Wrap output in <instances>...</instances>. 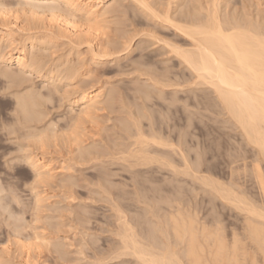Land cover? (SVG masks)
Instances as JSON below:
<instances>
[{
  "label": "rangeland",
  "instance_id": "1",
  "mask_svg": "<svg viewBox=\"0 0 264 264\" xmlns=\"http://www.w3.org/2000/svg\"><path fill=\"white\" fill-rule=\"evenodd\" d=\"M119 1L123 2L122 6L125 9H122V10L127 12L130 15V17L128 16V14H127V19L124 18V16H121V18L123 17L125 19L124 20L122 18L123 21L119 20L118 18L116 19L113 18L114 20L112 18L109 19L110 22H112L113 20V23H110L111 25L108 23V26L110 27V29L109 27L107 28L108 30L104 29L105 35H107L108 33L109 34L108 37H112L114 33L115 36L113 35L112 39L110 38V40H108L107 38L106 39L109 42L111 41L110 43H113L114 38H116L115 41L118 40V44L120 45H121L120 42L124 43L125 41H128L130 39L132 41L131 42L132 44H130V47L127 48V50L123 48L121 49L123 45L118 47L117 42H115V45L116 44L117 45L114 47V49L112 47L114 46V43L112 45L110 44L112 47V51H110L111 55L109 53L106 56L108 59L106 57L102 58L103 60H100L99 62L100 64H98V66L97 64H91L89 62L92 54L89 52L88 48L86 47L87 46L86 44H82L81 46H78V48H75L77 47L75 46L73 49H71L72 47L68 46L69 45L68 40L66 41V39L64 38L56 39L54 37L53 38L55 40H52V41H51L52 37H50V39H47L49 37H45L46 40H44L45 39L44 38L42 40V43L40 41L38 42L39 44L37 42L35 43L34 48L38 51V54H40L39 51H41L44 58L46 59V61L43 60L44 62H46L45 70L54 68V66H55V69L56 68L58 69L59 67V70H64L67 68V67H64V64L65 65L69 64V67H71L72 65V67L74 68L75 67L77 68V66H79L78 69H76L77 75L75 74V77H77L78 79L77 78L73 79L75 81H73L74 88L72 91L70 90L71 87L69 86L67 88L64 87L66 84V81L64 80L65 77L63 78V76H65V73H61V76L63 75L62 78H63L64 83L62 81L60 84H58L57 85L58 88L52 87L46 84H45L46 85L45 87L44 76H43L44 74L42 75V73L44 72L23 73L19 71V69L17 68L15 64L8 65L7 67H5L4 65L2 66L0 65V185L3 186L2 188H5V189L18 190L20 197L24 201L23 209H21L20 207H13L14 212H17V214H22L23 221H24L22 227L20 228L16 227L17 229L16 230L14 229L15 227L11 223H9L6 219L0 218L1 219L0 220V223H1L0 224V244H1L0 245V251H1L0 252V264H25L22 262L25 261L26 255L29 256V254H30V260L32 261L36 260L38 264L39 263L40 264H84V263L85 264H113L112 262H114V264H137L138 262L134 258L130 256H126V258L125 256L117 257V254L115 253V248H116L115 242L117 241L116 239L119 240L117 236L118 228L120 227L119 224H121V222L125 220L128 221L131 225L132 223L133 224L137 223L135 225H132L133 228L135 227L134 229L137 230V227H138L137 231L140 232L145 227L144 230L146 229L147 232L146 231L145 232L142 231V232L146 235H149V233L153 232L154 239H157L158 236L156 237V235L158 234L157 232H155L156 224L161 221L165 222L167 220V209H166L168 208V206H166L167 203L170 202V200L174 201L175 199H179V197L183 203V206L185 205V201H187L185 206H187L188 203H190L189 205H191L192 207L196 209L198 215L206 219L207 221L211 222L213 218H216L220 222L221 226L224 228V231L226 234L235 232L237 235H239V237L241 236L240 238H242V236H244V233H243L244 222L243 221H244V217H246V215L243 214L244 212L236 210V208H234L233 206H230L229 204L224 203V201H221V199L219 200V198L214 195L213 191L210 190L209 187L202 186V183L196 180L195 178H193L192 174L196 176L198 175L197 177H201V175L206 176L213 180L215 179L216 181L221 182L223 185H225V187L228 186L230 189H232L234 194H236L237 196L239 195L238 197L245 198L252 205L264 211V161L262 158H260L261 155H258L259 153H257L256 148L253 145L249 144L246 138H244V135L240 133V129L237 128L234 121L230 119L231 117L228 115L227 111L224 109L222 104L221 103L219 104V100L217 99L215 93L214 92L212 93L213 91L212 88L208 85L204 86L203 85L204 83H201V84L199 83V85L196 86L195 83L198 84V81L195 82V79L193 78V74H190L191 71H188L189 69H186L187 67L185 65H183V70H182L181 65L179 64V62H177V59L175 58L173 53L172 54L171 52H169L170 54L168 53V50H170V48L166 46L165 43H168L170 45L173 44L174 46H181V47H182L181 44H183V49H188L190 47V43L188 42V40L182 35L176 34L174 30H172V27L170 28L169 25H167L166 23H163L164 21L162 22L161 20H158V19L154 20L153 18L151 19L152 20L151 21L149 19L151 17L146 18V15L143 14V10L142 9L139 10L140 9L139 6L136 8V5H137L136 2L132 0L131 1L118 0V2ZM148 1L150 2L151 0H148ZM161 1L162 0L160 1L154 0V4L156 3V5L158 6V2L161 4ZM169 1H170V4H169ZM193 1H196V2L199 1L200 5H201V1L203 2V0H192L190 3H189V0H165V2L164 1L162 2H164L166 6H164V3H163L161 7L162 8L165 7L164 9L173 8L171 9V12L174 11L173 16L175 17V12H177L176 15L179 16L181 14L180 9L182 8H183V12L184 10L188 12L187 8L188 6H190V4L191 5L194 4ZM207 1L208 0H206L205 2L204 0L203 3H205V5L202 4L201 6L205 7L207 4ZM228 1H230L229 4H223ZM228 1L222 0L221 4L223 5V7H225V14L223 15L236 16L235 14H237V17H238V13H239L240 18H242V16H244L245 18V15L247 14L246 11L248 9V14H249V10L251 13L249 14V16L253 14L252 16L256 18V15H257V18H256L257 21L260 20L258 16H261V21L263 22L264 0H228ZM131 2L132 3L134 2V5ZM199 3L197 2L195 3V5H193V7H189L188 8L189 11L196 13V10L194 9L196 8L198 10V7H201ZM231 3L234 5V7L232 5L230 7ZM242 3L246 5L247 7L245 8L246 11L243 9ZM178 5L179 6L182 5L183 7L181 6L182 8L179 7V9H177ZM222 5L220 6L221 12L223 11ZM228 7L231 10H229ZM241 7L243 9L242 11L240 10ZM190 8H193V9L190 10ZM235 9L237 10V13H235L236 12ZM239 10L241 12H239ZM138 11H142V12H138ZM248 14L246 17L247 20H248ZM249 19L252 20L251 17H249ZM115 20L117 22H115ZM162 23L164 24L163 26H162ZM164 27H166V29ZM153 29L155 31H153ZM115 30L116 31L120 30L121 32L117 31V33H115L116 32ZM119 32L122 34L120 35ZM2 33H4V30L2 29V24H1L0 34ZM125 33H127V35H125L124 37L123 34ZM160 37L162 39L163 38L165 39L164 40L165 43H162V40H159ZM123 38L126 39V40L124 39V42H123ZM132 38L134 39L132 40ZM148 38H150L151 41ZM14 39L15 41L13 45L11 46L12 48L15 49L16 47V49H20L22 48L23 44L27 45V47L29 48V44H28L29 37L27 34L25 33L22 34V33L17 32V34L14 35ZM119 39L121 41H119ZM152 39H154L153 41L156 40V42H153ZM157 40L159 43L157 42ZM46 41H49V42H46ZM44 42H46L45 45H44ZM11 47L10 49H12ZM116 47L119 48L120 52L119 51L118 53L115 52L117 51ZM135 47H136V50H135ZM130 48H133V49H130ZM129 50L131 52H129ZM127 51L128 53H126ZM123 54L125 55V57H123L124 56ZM166 54L167 56L169 54L170 57L169 56L166 57ZM46 56L48 58H46ZM118 57L119 58L121 57V60ZM76 58H79L78 65H77L78 59ZM117 58L119 60H115ZM74 61L75 62L77 61V62L75 63ZM143 62H145L146 65L145 63L142 64ZM47 64H48V67H46ZM83 64H85V67ZM80 66H83L84 68L82 67V69L79 70V68H81ZM133 67H136L135 70L133 69ZM138 69L139 71L136 72V70ZM6 70L8 71L7 72L8 74L6 73V76H5L4 71L6 72ZM94 70L96 74L95 72L93 73ZM9 72L11 73L9 74ZM182 73H183V78H182V75H180ZM165 74L167 75L165 76ZM14 75H16L17 77H15ZM168 75L169 77L174 78L171 80L172 82L171 81L165 82V83L160 82V84L162 83L161 84L162 86L158 87V85L156 84L154 86V80H156L157 76L158 77L160 76L168 77ZM150 76L152 78L154 77V80H151ZM177 76L180 77V79L178 78V81H177ZM13 77H15V79ZM17 78L18 80H20L19 83H18ZM136 78H138L139 80H137ZM191 78H193V80H191ZM146 80L149 83H147ZM175 80H176V83H175ZM97 82H98V85H97ZM141 82L142 84L140 85ZM171 83H172V86H171ZM173 83L175 85H173ZM193 83L195 86L193 85ZM200 85H203V86H200ZM70 86H72V81L70 82ZM81 86L82 88L84 86V88L82 89ZM89 87H90V90H88V92L99 91V93H101L103 97L101 98L103 99L102 100L103 103L101 105L103 106L100 105L99 108H101V111L102 110L103 111L101 112V111L96 110L98 112L97 113L95 112V110H93L91 114L94 117L92 116H90V118L87 117L88 121L84 119L80 122L81 124H83V126L81 128L82 130L78 131L79 136L77 138L79 139L81 135L79 144H76L77 141L72 142L73 140H71V138H69L68 136L63 137L65 140L63 143V138L62 139L61 137L59 138L58 133L60 132V130H62V128L63 130L60 132L62 136L70 132L69 127L72 125L73 123L72 120L75 119L74 116L78 109L77 106H75L74 111L70 112L69 110L70 104L68 105L69 102L67 101H70L71 99L77 97L78 91L80 90V88H81V91H87V89L85 88H89ZM55 88H56V92L52 91L53 89L55 90ZM160 88H162L161 90H163L162 93L160 92ZM61 89L62 90L64 89L65 91L66 89H68L66 91L68 93L69 91H71L70 92L71 94L69 93L68 96L66 95L67 97L71 95L69 97V100H67L68 99L67 97L66 99H65V96L63 97L64 91L62 92ZM74 89L77 90V91L75 90V93H77L76 95L72 94ZM135 89H137V91ZM150 89L152 91V94H151ZM173 90H176V91L178 90V91L176 92ZM30 92L33 94L32 97L30 95L31 94ZM36 92L40 94H37ZM145 92H147V95L145 94ZM167 92H169L170 95ZM25 93L27 96L29 95L28 99L31 97L29 102L32 103L33 108L29 106L28 111H25L24 115H23V112L20 111L21 112V115H20V112L18 111L19 107L17 109L18 104L15 101H17L16 99L20 98L22 99V101L24 100L26 102L27 97ZM14 94L16 96L17 95L19 96H17L16 98ZM41 94H42V97H45V101H44V98H42L41 96L40 97L38 96ZM44 94H46V96H44ZM58 94H59V98H58ZM149 94H151V96H149ZM144 96H146L147 98ZM171 96L173 97L171 98ZM177 96H178V99H177ZM34 99H36V103H33L35 102ZM164 101L165 103H163ZM29 102L27 100V103ZM107 103H109V105H107ZM111 103H114V104L111 105ZM39 104L41 105L39 106ZM118 104L119 106H117ZM34 105L36 107H34ZM122 106H123V109H122ZM128 106H129V111H127ZM130 106L132 109L130 108ZM30 109H32V112ZM39 111H42V112H39ZM46 113L48 116L46 115ZM121 115H123V118L120 117ZM43 116H47V117L46 118L44 117L43 119ZM146 116H147V119L145 118ZM29 118L33 120L31 121L33 124H31V122L29 121L31 119ZM161 118L163 119L161 120ZM25 119H29V120H27L26 122ZM132 119H135V120L137 119V120L132 121ZM38 120H41L40 121L41 124L38 123L39 122ZM108 120L110 121L108 122ZM70 121H71V124H70ZM86 121L88 123L90 121V123L88 124ZM21 123L23 124L21 125ZM137 123L140 126V130L142 132L143 131L146 132L147 130L145 134L146 137L152 138V137H155L156 135L155 138L157 142H160L159 146L155 145L152 147L149 146L150 147V148L148 147L149 149L147 148L148 149L147 156L151 159L150 161H152L151 163L153 164L149 162L146 164V167L143 164L137 163L136 160H134V158L128 157L126 154V152H128V149H134V147H136V145L132 146L131 143L132 141H135V132H136L135 124ZM48 128H53V129L55 128V130H57L56 131V134L58 135L57 140L59 141L60 144H58V141H56V143L54 144L49 143L45 145L44 148L43 147L39 148L38 146H35V145L33 146V143L30 140L29 142L32 143V146H31V143L28 142V139H29L27 136L28 133L34 132L35 129L46 131V129L48 130ZM68 128L69 130H67ZM104 129L106 131L103 132ZM172 129L174 131H172ZM66 130L68 132H66ZM83 131H84V134H83ZM163 131L165 134L163 133ZM153 133H154V136H153ZM179 133L181 135L183 133V135L179 136ZM168 135H169V138H168ZM129 137H131L132 141L130 140ZM124 138L126 139V141ZM85 141H88V142H85ZM172 142L174 146L172 145ZM168 143H169V146H167ZM247 143L249 145H247ZM63 144L65 148L63 147ZM69 144L71 145V147H69ZM48 146H50L51 148ZM77 146L80 149H82L83 154L78 152ZM82 146H85V147L82 148ZM156 146L157 148H155ZM162 147L163 149H161ZM26 148H27V151H26ZM95 148H97V150H95ZM158 148L162 152H160ZM168 148L170 151H168ZM68 150H70L69 154L68 152H66ZM151 150L153 154H151ZM29 151L30 153H35L34 155L36 156L40 157L41 155V157L45 159V162L49 164L52 169H54L53 172L56 173L54 174L52 172L54 175L51 178H49V180L47 179L46 182L45 181L41 182L42 183L41 185L40 183L38 184V182L36 184V180H34L35 177L33 176L34 174L32 171H30L29 168H27L28 166L25 164V162L21 163L23 161L24 156L28 154ZM112 153L114 155H111ZM180 153L182 154L180 155ZM110 156L112 159H110ZM115 156H116V159H115ZM181 156L183 157V159ZM169 157L170 158L173 157L174 162H173V159L172 161H170L171 159ZM178 159L180 160V162L178 161ZM165 160H166L165 162L166 164L164 163ZM66 161H67V164H65ZM132 161L134 163H132ZM167 165H169V167H167ZM195 165L197 167H195ZM66 167H68L69 169ZM144 168L145 170L143 171ZM197 168H198V171H197ZM141 169L143 172H140ZM173 169L175 170L173 171ZM152 170L154 171V173ZM167 170L168 171L170 170V172H167ZM144 172L145 174H143ZM146 172L147 174L150 175V177L149 175L146 174ZM176 172L179 173L178 174L179 177L177 175L176 176L174 175L176 174ZM180 174H181V177H180ZM145 177H147L148 179H145ZM156 178H158L157 181H156ZM161 178L163 180H160ZM153 179L155 182L153 181ZM31 186H32L33 191L30 188ZM147 188L150 191H147ZM167 189L169 190L167 191ZM175 190H176V194L180 193V196L179 194H177L178 197L176 196ZM36 193L39 194L41 198V203H39V205L41 204L40 205L41 208L35 207L34 197ZM141 194L142 195L144 194V195L141 196ZM154 195L156 197H154ZM160 195H162L161 199H160ZM173 195L174 197H172ZM146 196L148 197L147 199H146ZM110 197L112 200L110 199ZM139 198H142V199L144 198V199L143 200L140 199L139 201ZM154 198L155 199L157 198V200H155ZM187 198L188 199L191 198L192 201L188 200ZM194 198H195L196 203L193 202ZM143 202H144V205H143ZM162 205L165 208H163ZM156 207L158 208L157 211L155 209ZM144 209H145V212H144ZM151 210H152V213H151ZM161 210H162L161 213L158 212ZM156 212H158L157 215H156ZM118 213H120V216ZM149 213L153 217H151ZM147 214L152 219H150L147 216ZM141 215L142 217H140ZM158 215H160V217H158ZM162 216H163V219L161 218ZM129 219H131V221ZM143 219L145 220V222L143 221ZM116 220H118L117 224L115 222ZM32 221H33V224H32ZM10 224L12 225V227L10 226ZM19 230L21 231L18 232ZM84 231H85V234H84ZM12 232H15V234H13ZM19 233H21V236H19ZM16 236H18V238ZM36 236H37V239H36ZM244 237L242 239L246 241ZM31 239H33V241ZM13 240L14 241L17 240L16 243H14ZM35 240L39 242L37 243ZM41 240L44 242V244H42ZM48 242L51 244L49 245ZM34 243H35V246L33 247ZM29 244H32V246H30ZM24 245L29 246V249H28V246H25L24 248L25 255L22 251V248L24 247ZM113 246L114 248H112ZM250 246L251 245L249 244V247ZM31 247H33V249H31ZM37 247L39 248V251L38 249L36 251ZM109 247H111V249ZM6 248L7 249L10 248V249L7 250ZM26 248L28 250L31 249L30 252ZM5 251L8 255L6 253L5 254L3 253ZM34 251L36 252V254H34ZM22 254H23V257H22ZM37 254L39 256H37ZM108 254H110L109 256L110 258H108ZM34 256L35 257L37 256L36 258L40 257L38 258L40 260L36 259ZM92 256H94V258ZM21 259L23 260L20 261Z\"/></svg>",
  "mask_w": 264,
  "mask_h": 264
},
{
  "label": "bare ground",
  "instance_id": "2",
  "mask_svg": "<svg viewBox=\"0 0 264 264\" xmlns=\"http://www.w3.org/2000/svg\"><path fill=\"white\" fill-rule=\"evenodd\" d=\"M129 1H131V0H129ZM132 1H134V2L137 3V5L135 4L136 5V8L139 6V8H140L139 10H141V9L143 10V14L146 15V18L147 17H151V18H149L150 20L153 18L154 20L155 19L156 20L158 19V20H161L162 22L164 21L163 23H166L167 25H169L170 28L172 27V30H174V32L176 34H180V35H182L183 37H185L188 40V42L190 43V47L191 48L188 46L190 49L189 48L188 49H183V44H181L182 47L181 46H174L173 44L170 45L168 43H165L164 42V40H165L164 38L163 39L161 37L159 38V40H162V43H165V45L170 48V50H168V53L169 52H171V54L173 53V55L177 59V62H179V64L181 65L182 70H183V65H185L187 67L186 69H189L188 71H191L190 74H193V78L195 79V82L198 81V84L194 82L196 86L199 85V83L200 84L201 83H204L203 84L204 86L205 85H208V86H210L212 88V90H213L212 93L213 92L215 93L217 99L219 100V104L220 103L222 104V106L224 107V109L227 111L228 115L231 117L230 119H232L234 121L236 127L240 129V133H242L244 135V138H246V140H247V142L249 144L253 145L256 148L257 153H259L258 155H261L260 158H262L263 161H264V19H263V17H262V19H263V22H262L261 21V16H258L260 18V20H258V21L256 20L257 15H256V18L254 16H252L253 14L249 16V14H251L250 13V10H249V14H248V9L246 11L245 8H247V7L243 3H242V7L246 11V13L248 14V20L246 19L247 14L245 15V18H244V16L240 15V16H242V18H240L239 17V13H238V17H237V14H235V13H237V10L236 9H235L236 12L234 13L236 16H234V15L233 16H229L228 15L229 16L228 17L227 15H223V14H225V7H223V5L221 4L222 3V0H210V1L208 0L209 2L207 1V4H206L205 7H202L201 6L202 4L205 5V3H203L204 0H203V2L201 1V5H200L199 1H197L201 7H198V10L194 7L195 8L194 10H196V13L195 12H191L188 9L189 7H193V5H195V3H197L196 1H193L194 4H192V5L190 4V6H188V8L186 7L187 10H188V12H186L185 10L183 12V8H182L183 6L182 5H180V6L178 5V8L177 9H179V7L182 6L181 7L182 9H180L181 10V12H180L181 14L179 13L180 15L177 16L176 15L177 12H175V17L173 16L174 11L171 12V9H173V8H171V9L170 8L164 9L165 7L164 8L161 7V5H163V3L165 2V0H162L164 2L161 1V4L158 2V6L156 5V3L154 4V0H153V2H152V0L150 2L148 0H132ZM191 1L192 0H189V3ZM134 2L133 3L131 2V3L134 5ZM175 2H173V3H175ZM205 2H206V0H205ZM122 3L123 2H121V1L118 2V0H0V25L2 24V29L4 30V33L0 34V65L1 66L4 65L5 67H7L8 65L15 64L17 66V68L19 69V71H21L23 73H26V72H28V73H30V72H36V73L38 72V73H41V72H44V73H42V75L44 74L43 75L44 76V85L46 84V85H49V86H52V87H57V85L60 84L63 81V78L65 77L64 80L66 81V84H65V86L64 85L63 86L65 88H67L68 86L71 87L72 89L70 88V90L72 91L73 88H74L73 81H75L73 79H76L77 78V77H75V74H76V71H77L76 69H78V67H79V66H77L79 64V58H76V59H78V62L76 61L77 62V65H76L77 68L76 67L75 68L72 67V65H71V67H69V64L68 65L67 64L66 65L64 64V67H67L64 70H59V67H58V69L57 68L55 69V66H54V68H50V69L45 70V63L46 62H44L43 60L46 61V59L44 58V56L41 53V51H39L40 54H38V51L34 48L35 43L36 42L38 43L39 41L42 43V40L45 37H49L47 39H50V37H52L51 38V41L52 40H55L54 38H56V39L57 38H61V39L64 38V39H66V41L68 40V43H69L68 46H71L72 47L71 49H73L75 46H77L75 48H78V46H81L82 44H86L87 45L86 47L88 48L89 52L92 54L91 59L89 58L90 59L89 62L91 64H97V66H98V64H100L99 63L100 60H103L102 58L106 57L110 53V51H112V47L114 49V47L118 44V40L115 41L116 38H114V42L112 41L114 43V46L111 47V45L113 43H110L111 41L109 42L108 40H110V38L112 39L114 33H113L112 37H108L109 34L107 33V35H105L104 29H107L109 27L108 26V23L109 24L110 23H113V20H114L113 18H115V19L118 18L121 21H123L124 18L127 19V14L128 13L125 12L124 10H122V9H125V8H123V6H122L123 4ZM186 3H188V2H186ZM229 3H230V1L225 2L223 4H229ZM169 4H170V1H169ZM172 5H174V4H172ZM221 5L223 7V11H224V12L222 11L223 13L221 12V7H220ZM231 5L234 7V5L232 3L230 4V7H231ZM244 5H245V7H244ZM164 6H166L165 3H164ZM196 6H197V4H196ZM242 7L240 8L241 11L243 10ZM191 9H193V8H190V10ZM228 9H229V7H228ZM226 10H227V8H226ZM229 10H231V9H229ZM240 10H239V12H241ZM175 11H176V9H175ZM233 11H231V12H233ZM138 12H142V11H138ZM242 13H244V12H242ZM141 15H142V13H141ZM121 16H124V18L122 17L123 18L122 19ZM128 16L130 17L129 14H128ZM249 17H251L252 20H250ZM252 17L254 18V20H253ZM111 18L113 19L112 22H110V20H109ZM118 19H117V21H118ZM117 21L115 20V22H117ZM119 23H118V25H119ZM163 23H162V26L164 25ZM164 28L166 29V27H164ZM109 29H110V27H109ZM117 31H120V30H117ZM117 31L115 33H117ZM153 31H155V30L153 29ZM153 31H151V32H153ZM17 32L22 33V34L25 33V34L28 35V37H29V42H28L29 48L25 44H23L22 48H20V49H16V47L14 49V48L11 47L13 45L14 41H15L14 35H16ZM123 33H124V31H123ZM134 33H135V31H134ZM121 34L122 33H120V35ZM123 35L125 37V35H127V33H125ZM157 35H159V34H157ZM18 36H19V34H18ZM103 36H104V38H103ZM131 36H133V35H131ZM21 37H23V36H21ZM117 38H118V36H117ZM150 38H148V39H150ZM61 39H59V40H61ZM120 39H119V41L122 40V39L121 40ZM124 39L125 38H123V42H124ZM133 39L134 38H132V40ZM44 40H46V38ZM153 40L154 39H152V41ZM150 41H151V39H150ZM46 42H49V41H46ZM46 42H44V45L46 44ZM115 42H117L116 45H115ZM131 42L132 41L130 39L128 41H125L124 43L120 42L121 45H123L121 47V49L123 48V49H126L127 50V48L130 47V44H132ZM153 42H156V40L153 41ZM157 42H158V40H157ZM47 45H49V44H47ZM121 45L118 44V47L121 46ZM10 47L12 49H10ZM138 47H139V45H138ZM116 49H117V51H115ZM116 49L113 50V51H115V52L118 53L119 48L116 47ZM130 49H133V48H130ZM135 50H136V47H135ZM129 52H131V51L129 50ZM126 53H128V51ZM169 54H168V56H169ZM110 55H111V53H110ZM115 55H117V54H115ZM126 56H127V54H126ZM168 56L166 54V57H168ZM123 57H125V55ZM46 58H48V57L46 56ZM118 58L115 59V60H119V59L121 60V57L119 59ZM104 62H106V61H104ZM66 63H68V62H66ZM144 63L145 62H143L142 64H144ZM83 65L85 67V64H83ZM145 65H146V63H145ZM73 66H74V64H73ZM88 66H89V64H88ZM102 66H104V65H102ZM46 67H48V64L46 65ZM80 67L81 68H79V70L82 69L83 66H80ZM135 68L136 67H133L134 70H135ZM146 70H148V69H146ZM163 70H164V68H163ZM137 71H139V69L136 70V72ZM7 72H8L7 70H6V72L4 71V75L5 76H6V73ZM94 72H95V70L93 71V73ZM10 73L11 72H9V74ZM61 73H65V76L62 75L63 78L61 76ZM95 74H96V72H95ZM81 75H82V73H81ZM162 75H163V73H162ZM166 75L167 74H165V76ZM180 75H182V78H183V73L180 74ZM1 76H2V74H1ZM14 76L17 77L16 75H14ZM80 76H79V78H80ZM137 76H138V74H137ZM145 76H146V74H145ZM165 76H160V77L157 76L156 77V80H154V77L152 78L150 76V79L151 80H154V86L156 84V85H158V87H160V86H162L161 85L162 83L169 82L172 79H174L172 77H169V75H168V77H165ZM15 77H13V78L15 79ZM73 77H75V78H73ZM178 78L180 79V77L177 76V81H178ZM193 78H191V80H193ZM136 79L139 80L138 78H136ZM17 80H18V78H17ZM19 81L20 80H18V83H19ZM71 81H72V86H70V82ZM146 82L149 83L147 80H146ZM160 82H162V83L160 84ZM173 82H174V80H173ZM63 83H64V81H63ZM76 83H77V81H76ZM175 83H176V80H175ZM194 83H193V85H194ZM141 84H142V82L140 83V85ZM11 85H12V83H11ZM46 85H45V87H46ZM97 85H98V82H97ZM173 85H175V84L173 83ZM203 85H200V86H203ZM152 86H153V84H152ZM168 86H169V84H168ZM171 86H172V83H171ZM81 88H82V86H81ZM81 88L78 91L77 97L71 99L70 101H67V102H69L68 105L70 104V108H69L70 112H73L74 111V107L75 106H77V108H78L77 109V112L75 111L76 112L75 113V116H74L75 119L72 120L73 123L69 127L70 130H69V128L67 129L70 132H68L66 130V132H68L69 134L66 133V135H63L62 136L60 134V132L63 130V128H62V130L59 129L60 130L59 133L57 132L59 134V136L56 134V131L57 130H55V128L54 129L53 128H48V130L46 129V131L39 130V129L36 130L35 129L34 132L28 133V135H27L28 138H29L28 139V142L31 140V142L33 143V146L35 145V146H38L39 148L40 147H43L44 148V146L47 145V144H49V143H52V144L56 143V141H58L57 140L58 137L59 138L61 137V139H62L64 136L65 137L68 136L69 138H71V140H73L72 142H76L77 141L76 144H79V140H80L81 135H80V137L78 139L77 138L79 136L78 131L79 130L81 131L82 130L81 128L83 126V124H81L80 122L82 120H84V119L87 120V117L90 118V116H92L91 112H93V110H95V112H97L96 110L101 111V108H99V106L103 103L102 102L103 99H101L103 97H102L101 93H99V91H95V92L91 91V92H88V90H90V87L89 88H85V89H87V91H81ZM83 88H84V86H83ZM68 89H66V91ZM76 89H78V88H76ZM76 89H74V91L72 93L73 95L74 94L75 95L77 94V93H75V90ZM161 89L162 88H160V92L162 93L163 90H161ZM172 89H174V88H172ZM135 90L137 91V89H135ZM157 90H158V88H157ZM52 91H55L56 92V88H55V90L53 89ZM61 91L62 92L64 91L63 97L65 96V99L68 96V94L71 92V91H69V93H68L64 89L63 90L61 89ZM150 91H151V89H150ZM173 91H176V90H173ZM65 92H66V94H65ZM26 93H25V95H26ZM167 93H169V92H167ZM37 94H40V93H37ZM60 94H62V93H60ZM104 94H106V93H104ZM145 94L147 95V92H145ZM151 94H152V91H151ZM151 94H149V96H151ZM30 95H31V97L33 96L32 93ZM143 95H144V93H143ZM169 95H170V93H169ZM14 96L17 98V96H19V95L16 96L14 94ZM38 96L39 97L40 96L42 97V94L41 95H38ZM44 96H46V94H44ZM22 97H24V96H22ZM26 97H27V100L29 102L31 97L29 99H28L29 95L28 96L26 95ZM26 97H24V98H26ZM69 97H67L68 98L67 100H69ZM72 97H74V96H72ZM144 97H146V96H144ZM172 97L173 96H171V98ZM42 98H44V101H45V97H42ZM58 98H59V94H58ZM140 98H141V96H140ZM36 99H34L35 102H33V103H36ZM118 99H120V98H118ZM138 99H139V97H138ZM177 99H178V96H177ZM16 100L17 101H15V99H14V101L17 102V104H18L17 109L19 107V110L18 111L19 112L20 111L23 112V115H24V112L25 111H28L29 106L32 107V103H30V102L27 103V100H26V102L24 100L22 101V99H20V98L19 99H16ZM105 100H106V98H105ZM64 101H66V100H64ZM163 103H165V101ZM163 103H162V105H163ZM112 104H114V103H111V105ZM115 104H116V102H115ZM121 104H122V102H121ZM40 105L41 104H39V106ZM107 105H109V103H107ZM101 106H103V105H101ZM117 106H119V104ZM34 107H36V106L34 105ZM130 108H131V106H130ZM102 109H103V107H102ZM122 109H123V106H122ZM30 110L32 112V109H30ZM14 111H15V109H14ZM127 111H129V106H128V110ZM181 111H182V109H181ZM21 112H20V115H21ZM39 112H42V111H39ZM145 112H146V110H145ZM33 113H34V111H33ZM16 114H17V112H16ZM145 114H147V113H145ZM46 115H47V113H46ZM123 115H121L120 117L123 118ZM128 115H129V113H128ZM39 116H40V114H39ZM47 116H43V119H44V117L46 118ZM17 117H18V115H17ZM92 117H94V116H92ZM134 117H135V115H134ZM31 118H29V119H31ZM106 118H108V117H106ZM145 118L147 119V116ZM29 119H25L26 122ZM162 119L163 118H161V120ZM41 120H42V118H41ZM41 120H38L39 121L38 123L41 124V122H40ZM70 120H71V118H70ZM133 120H135V119H132V121ZM17 121H18V119H17ZM29 121L31 122L33 120L31 119ZM44 121H43V123H44ZM93 121H94V119H93ZM109 121L110 120H108V122ZM52 122H54V121H52ZM82 123H84V122H82ZM89 123H90V121H89ZM22 124L23 123H21V125ZM31 124H33V123L31 122ZM70 124H71V121H70ZM151 125H152V123H151ZM46 126H48V125H46ZM68 126H66V127H68ZM36 127H38V126H36ZM135 127H136L135 141H132L131 140V137H129V138L132 141V143H131L132 146L133 145H136V147H134V149H128V152H126V150H125V152H126V154H127L128 157L134 158V160H136L137 163L143 164L146 167V164L147 163H149V162L151 163L152 162V161H150L151 159L147 156L148 155V149L150 148L149 146H151V147L152 146H155V145L159 146V143L160 142H157V140L155 138L156 135H155V137H152V138L146 137L145 134H146L147 130H146V132H144V131L142 132L140 130V126L138 125V123L135 124ZM133 128H134V126H133ZM154 128H155V126H154ZM33 129H34V127H33ZM25 130H27V129H25ZM104 131H106V130L104 129L103 132ZM172 131H174V130L172 129ZM131 132H133V131H131ZM163 133H164V131H163ZM64 134H65V132H64ZM83 134H84V131H83ZM88 134H89V132H88ZM180 135L181 134L179 133V136ZM182 135H183V133H182ZM153 136H154V133H153ZM163 137H164V135H163ZM168 138H169V135H168ZM133 140H134V138H133ZM165 140H166V138H165ZM173 140H174V138H173ZM175 140H176V138H175ZM64 141L65 140L63 138V143H64ZM125 141H126V139H125ZM243 141H244V139H243ZM31 142H29V143H31ZM85 142H88V141H85ZM170 142H171V140H170ZM173 142H172V145H173ZM32 143H31V146H32ZM82 143H83V141H82ZM115 143H116V141H115ZM248 143H247V145H249ZM58 144H60L59 141H58ZM101 145H103V144H101ZM157 146L155 148H157ZM161 146H162V144H161ZM167 146H169V143H168ZM177 146H178V144H177ZM48 147H50V146H48ZM63 147H64V144H63ZM69 147H71L70 144H69ZM83 147H85V146H82V148ZM87 147H88V145H87ZM72 148H73V146H72ZM126 148H128V147H126ZM21 149H22V147H21ZM161 149H163V147ZM77 150H78L79 153H82L83 154L82 149H80L78 147ZM95 150H97V148H95ZM158 150L160 151L159 148H158ZM26 151H27V148H26ZM69 151L70 150H68L66 152H68V154H69ZM107 151H108V149H107ZM168 151H170L169 148H168ZM84 152H85V150H84ZM160 152H162V151H160ZM73 153H75V152H73ZM182 153H180V155ZM34 154L35 153H30V151H29V153L24 156L23 161L21 163L25 162V164L28 166L27 168H29L30 171L33 172V174H34L33 176L35 177L34 180H36V184L38 182V184L40 183V185H41L42 184L41 182H44V181L46 182L47 179L49 180V178H51L56 173L53 172L54 169H52L50 167V165L45 162V159L43 157H41V155L39 157V156H36ZM42 154H43V152H42ZM151 154H153L152 153V150H151ZM111 155H114V154L112 153ZM121 155H123V154H121ZM78 156H79V154H78ZM195 157H197V156H195ZM14 159H16V158H14ZM110 159H112L111 156H110ZM115 159H116V156H115ZM154 159H156V158H154ZM170 159H169L170 161H172V159H173V162H174V158L173 157L170 158ZM179 159H178V161L180 162ZM182 159H183V157H182ZM242 159H243V157H242ZM133 161H132V163L135 162V161L134 162ZM155 162H156V160H155ZM165 162H166V160L164 161V163ZM95 163H96V161H95ZM158 163H159V161H158ZM168 163H169V161H168ZM65 164H67V161H66ZM151 164H153V163H151ZM160 164H161V162H160ZM69 166H70V164H69ZM132 166H133V164H132ZM137 166H138V164H137ZM167 167H169V165H167ZM195 167H197V166L195 165ZM66 168H68V167H66ZM175 169H173V171ZM144 170H145V168L143 169V171ZM143 171H142V169L140 170V172H143ZM197 171H198V168H197ZM167 172H170V170L169 171L167 170ZM59 173H57V174H59ZM153 173H154V171H153ZM143 174H145V172ZM146 174H147V172H146ZM178 174L179 173L176 172V174H174V175L175 176L176 175L178 176ZM147 175H149V174H147ZM139 176H140V174H139ZM192 176L196 180L200 181L202 183V186L209 187L210 190L213 191L214 195L219 198V200L221 199V201H224V203L229 204L230 206H233L234 208H236V210H239L241 212H244L243 214L246 215V217H244V221H243L244 222L243 233H244V236L245 237L242 236V238L244 237V239H246V241L243 240L242 238H240L241 236L239 237V235H237L235 232H231V233L226 234L225 231H224V228L221 226L220 222L216 218H213L211 222L207 221L206 219H204V218H202V217H200L198 215L196 209L194 207H192L191 205H189L190 203H188V205L185 206L186 205V202H187V201H185V205L183 206V203L180 200V197H179V199H175L176 198L175 197L174 198L175 200L173 199L174 201H171V200H170V202L167 201L168 202L167 205H166V206H168V208H166L167 209V220L165 222L164 221H161V222H159V223L156 224V228H155L156 231L155 232H157V234H158V235H156V237L158 236L157 239H154L153 232L152 233H149V235L144 234L143 232L146 231V229L144 230L145 227L142 229L143 232L142 231L138 232L137 231L138 230V227L137 226H136L137 227V230L134 229L135 227L133 228L132 225H135L137 223H134V224L132 223V225H131L128 221L125 220V221H122L121 224H119V226H120L119 228L117 226V228H118V234H117V236L119 238V240L116 239L117 241L115 242V244H116L115 253L117 254V257H119V256H125V258H126V256H130V257L134 258L138 262L137 264H264V211H262L261 209L255 207L254 205H252L245 198L238 197L239 195L237 196L236 194H234V192L232 191V189H230L228 186L225 187V185H223L221 182L216 181L215 179L213 180V179H211L209 177L202 176V175H201V177H197L198 175L196 176V175L192 174ZM71 177H72V175H71ZM149 177H150V175H149ZM180 177H181V174H180ZM138 179H139V177H138ZM140 179H141V177H140ZM145 179H148V178L145 177ZM157 179L158 178H156V181H157ZM160 180H163V179L161 178ZM153 181H154V179H153ZM150 182H152V181H150ZM1 187H3V186H1ZM30 188L32 189V186ZM134 188H135V186H134ZM168 190L169 189H167V191ZM32 191H33V189H32ZM147 191H150V190H148V188H147ZM159 192H158V194H159ZM180 192H181V190H180ZM141 193H142V191H141ZM175 194H176V190H175ZM177 194H179V196H180V193H177ZM177 194H176V196H177ZM143 195L141 194V196H143ZM174 195L172 197H174ZM137 196H138V194H137ZM147 196H146V199L149 197V196L148 197ZM161 196L162 195H160V199H161ZM154 197H156V196L154 195ZM164 197H166V196H164ZM34 198H35V201H34L35 202V207H40L41 208V206H40L41 204L39 205V203H41V198H40L39 194L36 193ZM101 198H102V196H101ZM110 199H111V197H110ZM140 199H142V198H139V201H140ZM210 199H212V198H210ZM155 200H157V198ZM188 200H191L192 201L191 198H189ZM193 202L196 203L195 198H194V201ZM143 205H144V202H143ZM151 206H152V204H151ZM195 207H197V206H195ZM120 208H121V206H120ZM158 208H159V206H158ZM158 208L157 207L155 208L156 211L158 210ZM163 208H165V207L163 206ZM113 211H114V209H113ZM144 212H145V209H144ZM158 212L161 213L162 210L161 211H158ZM158 212H156V215L158 214ZM151 213H152V210H151ZM118 214L120 216V213H118ZM123 214H124V212H123ZM144 214H146V213H144ZM149 215L151 216L150 213H149ZM125 216H126V214H125ZM147 216H148V214H147ZM150 216H148V217L150 219H152L151 217H153V216H151V217ZM140 217H142V215ZM158 217H160V215H158ZM161 218L163 219V216ZM34 219H35V217H34ZM129 220L131 221V219H129ZM117 221L118 220L115 221L116 224H117ZM133 221H134V219H133ZM143 221L145 222L144 219H143ZM154 221H153V223H154ZM32 224H33V221H32ZM10 226L12 227L11 224H10ZM14 229H16V227ZM104 229H105V227H104ZM109 229H110V227H109ZM114 229H116V228H114ZM148 229H149V227H148ZM20 231L21 230H19L18 232H20ZM4 233H5V231H4ZM12 233L15 234V232H12ZM21 233H19V236H21ZM84 234H85V231H84ZM109 236H111V235H109ZM16 237L18 238V236H16ZM19 239H20V237H19ZM36 239H37V236H36ZM31 240L33 241V239H31ZM43 240H45V239H43ZM16 241L17 240H15L14 243H16ZM41 241H40V243H41ZM32 244H29V245L32 246ZM42 244H44L43 241H42ZM50 244L51 243H49V245ZM115 244H113V245H115ZM249 244L252 247L251 246L249 247ZM25 246H28V245H24V247L22 248L23 253L25 251V249H24ZM34 246H35V243H34L33 247ZM57 246H58V244H57ZM33 247H31V249H33ZM109 248L111 249V247H109ZM112 248H114V246ZM8 249H10V248H8ZM28 249H29V246H28ZM37 249L39 251V248L38 247L36 248V251H37ZM30 250H28V251L30 252ZM80 250H81V248H80ZM3 253L5 254L6 251L3 252ZM108 253H110V252H108ZM9 254H10V252H9ZM34 254H36L35 251H34ZM34 254H32V255H34ZM24 255H25V253H24ZM37 256H39V255L37 254ZM109 256H110V254H108V258H110ZM22 257H23V254H22ZM92 257L94 258V256H92ZM38 258H40V257H38ZM38 258H36V259H38ZM122 258H124V257H122ZM112 259H113V257H112ZM22 260L23 259H21L20 261H22ZM38 260H40V259H38ZM94 262H96V261H94ZM123 262H125V261H123ZM22 263H25V264H38L36 260L35 261L30 260V254H29V256L26 255V259ZM112 263L114 264V262H112Z\"/></svg>",
  "mask_w": 264,
  "mask_h": 264
},
{
  "label": "clouds",
  "instance_id": "3",
  "mask_svg": "<svg viewBox=\"0 0 264 264\" xmlns=\"http://www.w3.org/2000/svg\"><path fill=\"white\" fill-rule=\"evenodd\" d=\"M13 207L21 209L24 207V201L18 190L0 187V218L6 219L14 227H22L24 223L22 214L14 212Z\"/></svg>",
  "mask_w": 264,
  "mask_h": 264
}]
</instances>
